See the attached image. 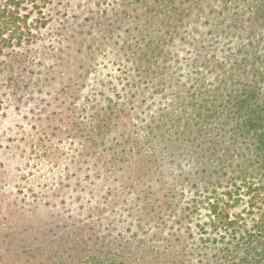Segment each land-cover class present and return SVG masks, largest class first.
<instances>
[{"label": "rangeland", "instance_id": "obj_1", "mask_svg": "<svg viewBox=\"0 0 264 264\" xmlns=\"http://www.w3.org/2000/svg\"><path fill=\"white\" fill-rule=\"evenodd\" d=\"M177 1L0 0V264H264V0Z\"/></svg>", "mask_w": 264, "mask_h": 264}, {"label": "trees", "instance_id": "obj_2", "mask_svg": "<svg viewBox=\"0 0 264 264\" xmlns=\"http://www.w3.org/2000/svg\"><path fill=\"white\" fill-rule=\"evenodd\" d=\"M176 4L179 3L180 6L185 5L184 2H178L175 0ZM176 6V5H175ZM20 6L15 4H8L6 7L0 9V60L6 48L11 47L15 41L21 40L23 37V32L19 26V10ZM250 99V96H247ZM246 99V100H247ZM2 111V104L0 102V113ZM249 115H253V112H249ZM195 128H190L188 131L190 134L193 133ZM262 165H264V159H260ZM211 213L216 219L221 223H225L226 213L217 206H212ZM232 224V222H229ZM257 233L264 237V217L257 224ZM261 259H264V250L259 254ZM258 256V257H259Z\"/></svg>", "mask_w": 264, "mask_h": 264}]
</instances>
